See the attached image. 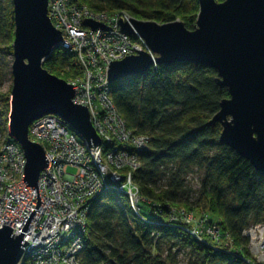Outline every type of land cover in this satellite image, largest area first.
I'll return each mask as SVG.
<instances>
[{"label":"trees","instance_id":"obj_1","mask_svg":"<svg viewBox=\"0 0 264 264\" xmlns=\"http://www.w3.org/2000/svg\"><path fill=\"white\" fill-rule=\"evenodd\" d=\"M73 1L108 15L124 11L141 21L179 20L188 30L195 28L199 12L198 0ZM13 38L12 0H0V143L12 140L7 131L10 89L1 88ZM43 68L65 81L79 74L74 55L62 48L53 50ZM216 77L212 68L179 62L150 67L111 84L110 99L126 128L148 141V150L137 153L139 166L132 172L144 199L141 213L148 217L154 204L156 221L164 222L171 211L175 219L172 226L135 221L125 195L104 191L93 200L87 216L80 264H164V260L177 264L174 248L189 252L187 264H245L248 239L242 232L264 222V173L219 143L220 124L207 125L220 101L228 97ZM193 169L202 174L196 191L185 182ZM191 193L197 196L190 203ZM180 210L197 221L204 218L216 224L219 240L229 241L237 254L216 251L191 237Z\"/></svg>","mask_w":264,"mask_h":264},{"label":"built area","instance_id":"obj_2","mask_svg":"<svg viewBox=\"0 0 264 264\" xmlns=\"http://www.w3.org/2000/svg\"><path fill=\"white\" fill-rule=\"evenodd\" d=\"M47 13L53 27L62 33L59 48L69 50L79 68V74L67 82L74 89L72 103L86 106L100 143L88 147L79 133L55 115H44L30 124L29 139L41 145L48 165L38 178L41 202L22 235L29 243L23 248V264H80L78 255L87 216L93 200L104 191L125 195L135 221L172 226L175 219L171 211L167 220L156 221L159 217L154 204L148 217L141 213L144 199L140 198L132 172L139 166L137 153L148 150V141L126 128L109 96L107 70L111 62L140 51L148 52L153 59L155 55L137 34L120 32L119 24L131 26L133 19L124 11L108 15L73 0H48ZM83 19L106 29L93 30L83 24ZM25 161L23 151L13 140L0 143V228L7 225L16 236L37 200L36 188L23 181ZM181 216L188 225L185 231L198 242L216 251L237 254L229 241L219 240L216 224L204 218L197 221L190 214ZM242 235L248 239L249 252L244 263L264 264V222L248 227Z\"/></svg>","mask_w":264,"mask_h":264},{"label":"water","instance_id":"obj_3","mask_svg":"<svg viewBox=\"0 0 264 264\" xmlns=\"http://www.w3.org/2000/svg\"><path fill=\"white\" fill-rule=\"evenodd\" d=\"M198 4L193 30L179 20L159 24L133 18L131 26L120 23L121 33L137 34L155 57L140 51L111 62L108 82L145 73L154 64L192 62L214 69L216 84L226 88L228 97L220 101L218 112L207 125L220 124L219 143L264 173V0H198ZM47 5L48 0H12L14 38L7 131L24 153L23 181L36 188L37 200L17 236L7 225L0 228V264H23V248L29 243L22 235L41 202L38 178L48 161L41 145L29 139L30 124L44 115H55L79 133L88 147L100 143L86 106L72 103L73 85L43 68L63 40L48 17ZM83 24L93 30L106 29L90 20Z\"/></svg>","mask_w":264,"mask_h":264},{"label":"rangeland","instance_id":"obj_4","mask_svg":"<svg viewBox=\"0 0 264 264\" xmlns=\"http://www.w3.org/2000/svg\"><path fill=\"white\" fill-rule=\"evenodd\" d=\"M215 1L216 2H221L223 0H215ZM84 20H89V19H83V21ZM12 61H13V58H10V63H9L8 69H7V75H6L5 81H4V83L2 85V88H1V91L2 92H6L9 89L11 91V85H12L11 65H12ZM60 75L63 77L62 74H60ZM67 78H69V75L67 76ZM71 78H69V79H71ZM69 79L66 82H68ZM71 171H72L71 168L68 169V172H71ZM201 178H202L201 172L199 170H197V169H193L185 177L186 185L189 186V187H191L192 190H195L196 191V189H198V186H199V183L201 181ZM196 196H197L196 193H191L189 195V202L191 203V202L195 201ZM180 214L185 215V213L182 212V210H180ZM190 215L193 217V219H195V217L193 216V214L190 213ZM161 249L163 251L165 249L164 246H162ZM172 252H175V260H176V263L177 264H187L188 259H189V252L187 250L181 249L179 251H176V248H174V249H172ZM165 255H166V253H164V251H163L162 257L164 258ZM163 263L164 264H170L169 262H166L165 260L163 261Z\"/></svg>","mask_w":264,"mask_h":264},{"label":"bare ground","instance_id":"obj_5","mask_svg":"<svg viewBox=\"0 0 264 264\" xmlns=\"http://www.w3.org/2000/svg\"><path fill=\"white\" fill-rule=\"evenodd\" d=\"M123 34V33H122ZM137 158H138V156H137Z\"/></svg>","mask_w":264,"mask_h":264}]
</instances>
